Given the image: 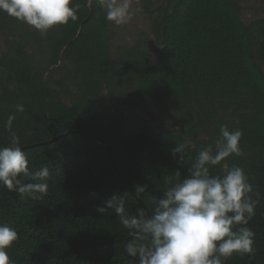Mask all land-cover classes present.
Returning a JSON list of instances; mask_svg holds the SVG:
<instances>
[{
	"label": "trees",
	"instance_id": "16d2710c",
	"mask_svg": "<svg viewBox=\"0 0 264 264\" xmlns=\"http://www.w3.org/2000/svg\"><path fill=\"white\" fill-rule=\"evenodd\" d=\"M139 1L153 39L119 46L115 56L98 0H73L77 20L46 33L0 11V29L12 35L20 25L26 33L0 54V147L11 146L15 133L29 169L50 173L46 194L35 197L0 186V224L18 233L6 249L14 264H138L127 249L150 237L125 227L121 216L151 215L153 197L189 176L221 125L242 130L244 155L226 162L245 170L259 201L246 225L255 234L253 253L223 264H264V17L244 23L239 0ZM30 42L45 48L44 61L34 62ZM104 93L127 107L169 97L186 128H167L152 115L125 124L122 114L104 111ZM216 109L234 121L212 122ZM181 143L187 147L173 158ZM220 171L210 168L212 175Z\"/></svg>",
	"mask_w": 264,
	"mask_h": 264
},
{
	"label": "clouds",
	"instance_id": "9594fccd",
	"mask_svg": "<svg viewBox=\"0 0 264 264\" xmlns=\"http://www.w3.org/2000/svg\"><path fill=\"white\" fill-rule=\"evenodd\" d=\"M98 3L107 21L116 25L127 23L131 15L130 0H98ZM72 5L73 0H0V11L46 33L57 25L77 20L79 5ZM16 108L24 110L23 105ZM14 119V115L8 117L9 129ZM242 136V130L221 125L214 145L199 150L189 176L167 187L161 197H153L151 215L145 216L140 210L131 218L121 216L125 227L138 229L150 237L147 245L127 249L138 257V264H223L233 254L253 253L255 234L246 225L255 215L259 201L250 195L253 189L245 170L226 162L230 156L244 155L240 147ZM19 143L13 133L11 146L0 147V186L20 196L46 194L49 169L31 171ZM186 147V143H181L172 149L173 158ZM182 159L180 155L179 160ZM218 165L220 174H210V168ZM21 177L30 182L24 183ZM137 190L144 188L137 186ZM107 206H111L109 201ZM105 210L106 207L97 208L100 213ZM237 225L240 227L234 231ZM17 240L14 228L0 224V264H14L6 249Z\"/></svg>",
	"mask_w": 264,
	"mask_h": 264
},
{
	"label": "rangeland",
	"instance_id": "374dc122",
	"mask_svg": "<svg viewBox=\"0 0 264 264\" xmlns=\"http://www.w3.org/2000/svg\"><path fill=\"white\" fill-rule=\"evenodd\" d=\"M240 2V18L244 23H249L256 18L264 17V0H239ZM131 4V15L127 23L122 25H116L113 22L108 21V43L110 54L112 56L116 55L117 48L122 45H131L141 39L145 41L146 39H153L150 32V19L145 14L141 8L139 0H130ZM25 27L31 32H37L33 27L25 24ZM14 34L9 35L5 30L0 29V54L5 52L8 48L10 41L19 40V38L26 35L23 27L17 25L13 31ZM144 49L149 53L150 57L153 59L155 57L152 47L144 46ZM26 50L32 56L34 62H42L47 57V52L45 48L39 49L34 43L30 42L27 44ZM63 63V62H59ZM67 64L66 62H64ZM70 69V65L67 64ZM264 71V65H262ZM60 76V75H59ZM59 76H56L59 77ZM67 102L66 98H62ZM104 111L112 113L118 112L122 114L123 121L125 124L137 122L139 118L148 117L152 115L154 118L161 121L167 128L174 129H185L186 125L184 119L181 116V112L172 107L169 97H166L162 103H151L148 107L138 106V107H127L125 105H117L113 99H110L105 93L101 99ZM212 122L218 123L219 119L226 120L228 122H233L234 117L229 111H222L216 109L213 111L210 117ZM206 131L200 130L198 133V138H207Z\"/></svg>",
	"mask_w": 264,
	"mask_h": 264
}]
</instances>
